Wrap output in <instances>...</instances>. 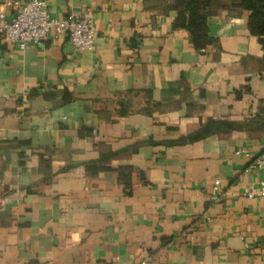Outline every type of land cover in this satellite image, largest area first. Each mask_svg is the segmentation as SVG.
Returning a JSON list of instances; mask_svg holds the SVG:
<instances>
[{"label": "crops", "instance_id": "0c3cea01", "mask_svg": "<svg viewBox=\"0 0 264 264\" xmlns=\"http://www.w3.org/2000/svg\"><path fill=\"white\" fill-rule=\"evenodd\" d=\"M48 2L90 9L97 37L0 38V264H264V197L245 195L264 152L249 12L214 0L198 49L171 0ZM210 120L245 127L183 140Z\"/></svg>", "mask_w": 264, "mask_h": 264}, {"label": "built area", "instance_id": "2783aa9c", "mask_svg": "<svg viewBox=\"0 0 264 264\" xmlns=\"http://www.w3.org/2000/svg\"><path fill=\"white\" fill-rule=\"evenodd\" d=\"M14 14L8 18L0 12V38L25 49L30 43L39 44L51 37L66 35L70 42L80 50H92L97 37L94 14L90 9L71 12L64 17L53 16L48 0H13ZM246 150L238 151V153ZM255 169L262 171L259 186L249 185L245 195L264 197V152L259 154L253 164ZM220 180H215L212 188L215 193Z\"/></svg>", "mask_w": 264, "mask_h": 264}, {"label": "trees", "instance_id": "16d2710c", "mask_svg": "<svg viewBox=\"0 0 264 264\" xmlns=\"http://www.w3.org/2000/svg\"><path fill=\"white\" fill-rule=\"evenodd\" d=\"M214 0H171L170 8L177 11L176 26L187 28L192 35L195 46L205 48L215 43L209 35L207 18L211 14V5ZM235 9L247 10L248 28L256 35L264 52V0H231ZM264 59V54H263ZM245 124L227 120H210L203 124L197 131L189 134L186 139L190 142L202 139L211 134L229 132L242 129Z\"/></svg>", "mask_w": 264, "mask_h": 264}]
</instances>
